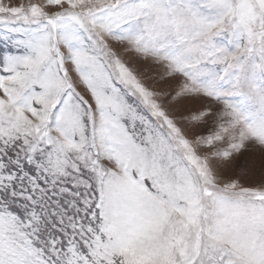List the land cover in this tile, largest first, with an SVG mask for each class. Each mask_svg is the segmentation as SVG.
<instances>
[{
    "label": "snow or ice",
    "instance_id": "1",
    "mask_svg": "<svg viewBox=\"0 0 264 264\" xmlns=\"http://www.w3.org/2000/svg\"><path fill=\"white\" fill-rule=\"evenodd\" d=\"M0 264H264V0H0Z\"/></svg>",
    "mask_w": 264,
    "mask_h": 264
},
{
    "label": "rangeland",
    "instance_id": "2",
    "mask_svg": "<svg viewBox=\"0 0 264 264\" xmlns=\"http://www.w3.org/2000/svg\"><path fill=\"white\" fill-rule=\"evenodd\" d=\"M3 3L6 6H19V5H23L25 7H27L29 4L31 3H37V4H41V5H45L46 4V0H3ZM61 9L59 8H54V7H45V11L51 13H54L55 11H59ZM151 83V82H149ZM228 175H233V176H237V175H242L241 172H234V173H226L225 176L227 177ZM255 180L259 179V176L257 174V176L254 178ZM246 185L253 183V179H244L243 181Z\"/></svg>",
    "mask_w": 264,
    "mask_h": 264
}]
</instances>
